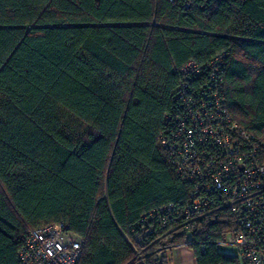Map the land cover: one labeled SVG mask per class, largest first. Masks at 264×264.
<instances>
[{
    "label": "trees",
    "instance_id": "1",
    "mask_svg": "<svg viewBox=\"0 0 264 264\" xmlns=\"http://www.w3.org/2000/svg\"><path fill=\"white\" fill-rule=\"evenodd\" d=\"M222 54L227 109L264 141V0H0V264L52 223L82 238L79 264H167L164 245L240 264L217 250L227 213L153 245L145 230L188 198L161 145L180 71Z\"/></svg>",
    "mask_w": 264,
    "mask_h": 264
},
{
    "label": "built area",
    "instance_id": "2",
    "mask_svg": "<svg viewBox=\"0 0 264 264\" xmlns=\"http://www.w3.org/2000/svg\"><path fill=\"white\" fill-rule=\"evenodd\" d=\"M224 59L219 55L208 68L191 61L180 71L161 145L188 198L151 210L145 230L153 245L174 232L189 236L227 213L231 228L224 245L235 249L240 264H264V141L227 109ZM169 250L164 245L156 254ZM82 253V238L64 223H52L30 230L18 256L20 264H79ZM144 262L139 256L135 264Z\"/></svg>",
    "mask_w": 264,
    "mask_h": 264
},
{
    "label": "crops",
    "instance_id": "3",
    "mask_svg": "<svg viewBox=\"0 0 264 264\" xmlns=\"http://www.w3.org/2000/svg\"><path fill=\"white\" fill-rule=\"evenodd\" d=\"M166 256L167 264H198L193 249L188 246L170 248Z\"/></svg>",
    "mask_w": 264,
    "mask_h": 264
},
{
    "label": "rangeland",
    "instance_id": "4",
    "mask_svg": "<svg viewBox=\"0 0 264 264\" xmlns=\"http://www.w3.org/2000/svg\"><path fill=\"white\" fill-rule=\"evenodd\" d=\"M70 123H72L73 131L79 132L81 129L80 125L76 123L77 121L75 119H68ZM71 126V127H72ZM217 250L222 253L223 255L230 256V257H236L237 253L234 248L228 247L226 245H220L217 247Z\"/></svg>",
    "mask_w": 264,
    "mask_h": 264
}]
</instances>
